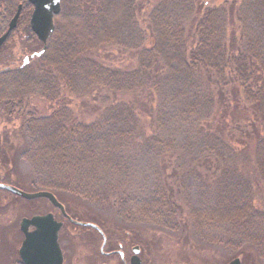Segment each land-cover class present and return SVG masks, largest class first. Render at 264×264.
<instances>
[{
    "label": "trees",
    "instance_id": "obj_1",
    "mask_svg": "<svg viewBox=\"0 0 264 264\" xmlns=\"http://www.w3.org/2000/svg\"><path fill=\"white\" fill-rule=\"evenodd\" d=\"M72 1L60 0L53 30L39 56L26 64L0 69V122H19L18 131L26 147L17 157L36 168V188L52 192L57 199V192H64L90 201H106L112 181L133 175L122 150L144 145L149 154L159 157L182 134L184 120L199 112L200 104L201 109L211 104L210 95L205 93L207 83L204 89L199 88L203 77L231 74L243 99L252 103L264 125V0H243L242 6L228 9L193 6L192 0H153L146 17V37L136 25L141 6H136L135 0ZM18 2L22 6L16 26L0 51L17 33L24 36L27 45L39 43L41 49L29 26L32 7L26 0L2 2L0 35L7 31ZM228 23L239 26L242 42L238 45L234 41L229 47L224 42ZM109 45L134 51L136 68L109 69L88 56ZM32 59L36 61L34 67L28 64ZM90 87L130 99L108 105L92 123L66 124L63 93L79 95ZM36 98L58 108L40 114L33 108ZM140 100L154 104L152 111L145 110L152 115L153 129L145 141L139 133V116L133 103ZM263 144L264 136L258 138L254 148V165L262 179ZM5 147L0 144V165L9 163ZM213 151L217 161L231 163V150L223 153L215 144H208L203 153L207 156ZM235 175L224 171L210 205L190 210L199 227L247 217L249 228L260 220L247 215L255 212L251 207L252 189L232 177ZM114 206L118 216L128 222H153L170 231L178 227L180 208L161 176L144 194L123 196L114 201ZM230 210L240 213L227 219Z\"/></svg>",
    "mask_w": 264,
    "mask_h": 264
},
{
    "label": "rangeland",
    "instance_id": "obj_2",
    "mask_svg": "<svg viewBox=\"0 0 264 264\" xmlns=\"http://www.w3.org/2000/svg\"><path fill=\"white\" fill-rule=\"evenodd\" d=\"M66 1L69 3L72 0ZM192 2L193 6L202 8L227 9L230 6L236 7L243 4V0H192ZM19 3L22 4V2L17 4ZM153 4V0H135V5L141 6L136 25L144 37L147 36V13ZM190 21H187V25ZM234 41L235 45L242 42L239 26H236V23L235 25L228 23L224 42L230 47ZM38 49H40L39 43L27 45L22 34H14L9 45L0 51V69L21 65L25 56L37 52ZM88 56L109 69L131 71L137 66L134 51L123 47L105 46ZM28 64L34 67L35 59L30 60ZM216 80L218 85L215 84ZM233 80L232 75L227 72L223 77L201 78L199 88L204 89L207 83L205 93L207 96L210 95L212 102L209 106H203L202 109L200 104L199 112L196 111L191 119L184 120L182 134L176 136V141L170 148L162 150L159 157L149 154L144 145L141 148L135 145L125 148L122 150L123 157L128 160L126 167H131L133 175L127 179L119 178L117 182L112 181L110 190L107 192L108 198L103 202L57 192V197L66 211L80 218L81 221H94L110 228L119 226L129 230L131 225L137 242L142 245L151 244L153 258L158 264H186L184 262L225 264L239 254L242 256V264H264V256L262 257L264 254V179L254 165V159L257 158L254 155V148L258 138L264 136V125L256 117L252 103L243 99L239 85ZM202 93L200 91L201 97H203ZM63 98L65 114H67L64 119L66 124L92 123L101 117V112L108 105L126 103L130 99L127 95H115L98 87H90L88 91L79 95L63 93ZM133 103L136 105L137 116H139V133L144 140L153 133L152 115L148 112L146 114L145 110L152 111L154 104L145 100ZM33 108L36 112L46 115L58 107L36 98L33 100ZM4 122V120L0 122V144H4L8 149L5 151V157L9 163L6 165L1 163L5 167L0 165V183L14 186L24 192L42 190L36 188L34 183L36 168L17 157L26 147V141L18 131L19 122L16 120ZM208 144H215L220 150L222 149L223 153L231 150V163L229 160L225 163L221 159L217 161L214 158L215 151L206 156L203 152ZM224 171L236 174L232 177H236L252 189L251 207L255 209V212H248L247 215L258 216L260 220L254 221L249 228H247L249 224L247 217L238 222L225 220L211 227H202V225L199 227L190 215L191 209L210 205L211 197L217 191L216 187ZM159 176H161L162 184L166 186L170 194H173L180 208L177 214L178 227L170 231L159 228L153 222L133 221L132 223L131 221L130 224L122 220L117 214L114 201L129 194L138 196L144 194L147 188L156 183ZM47 201L45 198L24 199L0 189L1 260L4 259L6 249H15L17 240L14 238L17 239L16 226H18L16 224L20 218L55 209ZM239 213L230 210L227 219ZM79 232L80 235L75 234L72 238L70 253L71 259L76 260L77 264H82L86 250L81 245L83 240L90 243H97L99 240L89 229H81ZM236 234L240 235L237 237L239 242L236 241Z\"/></svg>",
    "mask_w": 264,
    "mask_h": 264
},
{
    "label": "flooded vegetation",
    "instance_id": "obj_3",
    "mask_svg": "<svg viewBox=\"0 0 264 264\" xmlns=\"http://www.w3.org/2000/svg\"><path fill=\"white\" fill-rule=\"evenodd\" d=\"M3 1L4 0H1L0 4H2ZM20 5L22 6V4ZM46 214H50L52 216V219L59 223V228L56 232V243L58 245L62 258L61 264H77L76 260L71 259L70 249L73 244V236L75 234L80 235L79 230L81 229H89L93 231L99 240V242L97 243H90L83 240V243L81 245H83L86 250L84 254L85 257L82 260V264H158L153 258L151 244L142 245V243L137 242L135 234L132 233L134 229H131L130 222V226L128 228L129 230H127L126 228H121L119 226H113L110 228L109 226H103L94 221H81L80 218L75 217L71 213L66 211L65 207L64 212H61L60 210L55 208L54 210H51L49 212H45L42 214L38 213L36 215ZM31 216L33 215L31 214L30 216L23 218H30ZM23 218H20L19 222H17L16 224L18 226H16L17 239L14 238V240H17L15 249H6L4 252V259H0V264H24L19 256V249L22 244V241L24 240V235L20 231L19 224L21 219ZM76 222L93 224L94 227L88 225H79ZM28 230L32 231L34 230V228L30 227ZM46 238L47 237H44L42 239L46 241ZM39 239L41 238H37V240ZM39 244L40 245L37 244L38 247H40L41 245H45V249L43 251L36 250L37 263L40 264V262H43L45 264H51L54 259L53 254H51L48 250V244L46 242L44 244H41L39 242ZM263 256L264 254L262 255V257ZM234 258H238L240 264L243 263L241 259L242 256H240L239 254L233 256L225 264H227ZM184 263L200 264L199 262Z\"/></svg>",
    "mask_w": 264,
    "mask_h": 264
},
{
    "label": "water",
    "instance_id": "obj_4",
    "mask_svg": "<svg viewBox=\"0 0 264 264\" xmlns=\"http://www.w3.org/2000/svg\"><path fill=\"white\" fill-rule=\"evenodd\" d=\"M27 2L32 7L29 18V26L36 39L42 44V48L29 56H25L22 64H26L30 58L39 56L44 51L46 40L53 30L54 16H56L60 11V0H27ZM20 9L21 5L19 4L12 18L8 22L7 31L0 36V46L6 39L7 34L15 27ZM0 189L24 199L45 198L53 207L57 208L61 212H64V206L50 191L38 190L35 192H24L14 186L4 183H0ZM76 223L79 225L94 227L93 224L89 223ZM30 227H33L34 230L29 231L28 229ZM19 228L24 235V240L22 241L19 249V256L24 264H38L36 261V250L43 251L45 249V245L38 247V245H40L39 242L41 244H44L45 242L48 244V250L51 254H53L54 259L51 264H61L62 258L56 243V232L59 228V223L54 221L50 214L33 215L30 218H23L20 221ZM44 237H47L46 241L42 239ZM37 238L41 239L37 240ZM40 264L45 263L40 262ZM227 264H240V262L238 258H234Z\"/></svg>",
    "mask_w": 264,
    "mask_h": 264
}]
</instances>
